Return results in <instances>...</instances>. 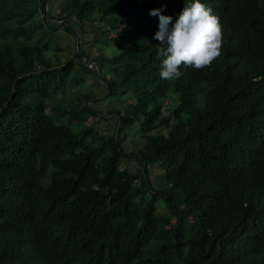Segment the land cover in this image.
I'll list each match as a JSON object with an SVG mask.
<instances>
[{
    "label": "trees",
    "instance_id": "trees-1",
    "mask_svg": "<svg viewBox=\"0 0 264 264\" xmlns=\"http://www.w3.org/2000/svg\"><path fill=\"white\" fill-rule=\"evenodd\" d=\"M44 1L0 0V264H264V0H201L222 25V54L175 82L159 75L149 10L171 29L184 0H63L56 24L70 35L121 25L120 50L93 56L97 70L83 50L71 63L47 56L57 26ZM101 58L113 74L98 77ZM71 86L78 102L63 106L56 94ZM117 93L132 100L122 112L89 105ZM108 114L109 137L84 125ZM135 124L144 144L126 152L120 135Z\"/></svg>",
    "mask_w": 264,
    "mask_h": 264
},
{
    "label": "rangeland",
    "instance_id": "rangeland-1",
    "mask_svg": "<svg viewBox=\"0 0 264 264\" xmlns=\"http://www.w3.org/2000/svg\"><path fill=\"white\" fill-rule=\"evenodd\" d=\"M63 0H48V2L44 1V4L42 6L43 13L49 14L50 17H48V23L55 24L57 28H55L54 33H52L51 40L49 38V34H45L44 40L48 43V49L49 52H47V56L53 57L54 63H60L61 61L67 60L69 57L72 58L74 53L76 52V36L70 35L66 31H64L63 26L60 24H56L58 20L57 18H60L59 14L61 12V8L59 7L60 3ZM45 9V10H44ZM45 16V15H44ZM56 20H52V19ZM59 22V21H58ZM105 25L104 23L94 22V23H82L78 27V32L75 29V33L83 37V42L81 47V43H79L80 46V53L83 50L86 54L85 56L91 58L96 55H100V53L106 57V59H110L113 55H115L120 48L118 47L116 51L113 50V47H115L114 36H117L120 32L121 25H118L117 27H113L110 30L107 31L105 35H102V26ZM123 26V25H122ZM45 31H49V29H45ZM80 36V37H81ZM99 38V39H98ZM50 40V41H49ZM97 40V42H93ZM104 45H107L105 47ZM79 53V55H80ZM101 60L104 62V66L101 72H98V77H101L102 75L107 74V76L113 74L109 71L108 62H105L101 58ZM76 70H72L71 75H75ZM115 78L116 75H113ZM93 82H96L95 79L92 78ZM85 82V81H84ZM83 82V83H84ZM88 82H91V80H88ZM80 87V86H79ZM96 86L92 87L95 88ZM99 83L98 84V93L102 94L104 93V88ZM93 93V92H92ZM78 92L76 91L75 86H71L69 89H65L62 92H58L56 95L57 97L63 96V100L60 101L58 98L57 100L60 101V103L63 106H67L69 103L74 102L76 104L78 102L77 99ZM100 97V96H99ZM173 102L175 103V99L172 98ZM132 100L127 97V94H114L106 97H100L97 100L90 102L89 105L94 108L96 111H98L100 114L108 113L111 108H116L119 112H122L124 108L127 106L128 103H130ZM169 103L167 102L166 105ZM166 109V108H165ZM50 112V110H48ZM100 116V115H99ZM117 115H107L106 118H103L102 116L94 117L90 116L88 120L85 122V126L89 125V127H93V129L96 131L97 134L109 137L115 132L116 128V119ZM61 123H66V119L63 118ZM71 123H75L72 121ZM135 124L132 128L125 129L121 135L120 138H122V146L126 150V152L135 151L138 149H141L142 145L144 144V137L138 133L136 130ZM79 128H81L78 125ZM158 131H160L161 134L168 136L169 131L166 128H161ZM121 167L126 168L128 172H134L137 167V163L134 160V158H130V156H125L122 159ZM151 170V180H155L156 175L160 172L159 168L156 166H152L150 168ZM159 207V213L161 215L168 214V211L165 209V207L162 206L161 203L158 204ZM175 218L173 216H166L164 224L165 226L169 227L173 222Z\"/></svg>",
    "mask_w": 264,
    "mask_h": 264
},
{
    "label": "clouds",
    "instance_id": "clouds-1",
    "mask_svg": "<svg viewBox=\"0 0 264 264\" xmlns=\"http://www.w3.org/2000/svg\"><path fill=\"white\" fill-rule=\"evenodd\" d=\"M149 15L157 16L159 21L154 38L159 44L157 56L164 57L159 72L161 79L175 82L183 75L181 68L201 70L221 56L222 25L201 0H184V7L171 29L172 18L161 14V9H150ZM62 18L52 20L62 22Z\"/></svg>",
    "mask_w": 264,
    "mask_h": 264
},
{
    "label": "water",
    "instance_id": "water-1",
    "mask_svg": "<svg viewBox=\"0 0 264 264\" xmlns=\"http://www.w3.org/2000/svg\"><path fill=\"white\" fill-rule=\"evenodd\" d=\"M46 2H48V0H45V4H46ZM45 10V9H44ZM63 20H66L64 17L62 18ZM67 22V21H66ZM68 24V23H67ZM76 36V40H77V46H76V52L74 53V55L72 56V58H70L69 60H68V63H71V62H73V61H75L76 59H77V57L79 56V53H80V46H79V43H80V37L78 36V35H75ZM58 67H60V66H57V68ZM53 69V68H52ZM20 78V76H18L17 78H16V81H17V79H19ZM16 81L14 82V84H13V86H12V93H11V97L13 96V94H14V89H15V83H16Z\"/></svg>",
    "mask_w": 264,
    "mask_h": 264
},
{
    "label": "built area",
    "instance_id": "built-area-1",
    "mask_svg": "<svg viewBox=\"0 0 264 264\" xmlns=\"http://www.w3.org/2000/svg\"><path fill=\"white\" fill-rule=\"evenodd\" d=\"M81 61L84 64V66H86L89 69H94V70L98 69L97 64L94 61H92L91 59L87 58V57H83L81 59Z\"/></svg>",
    "mask_w": 264,
    "mask_h": 264
}]
</instances>
